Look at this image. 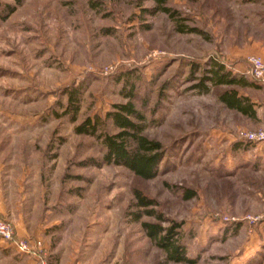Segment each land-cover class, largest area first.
Returning a JSON list of instances; mask_svg holds the SVG:
<instances>
[{"label": "rangeland", "instance_id": "obj_1", "mask_svg": "<svg viewBox=\"0 0 264 264\" xmlns=\"http://www.w3.org/2000/svg\"><path fill=\"white\" fill-rule=\"evenodd\" d=\"M167 1L176 16L145 11L151 0H22L12 13L5 3L15 0H0V152L14 151L19 173L29 166L33 189L63 216L61 237L105 264H264V167H225L222 148L207 146L245 121L219 99L239 86L194 87L214 58L231 70L236 46L264 42V0ZM131 89L144 133L164 147L155 178L102 163V140L75 131ZM104 128L118 130L111 120ZM136 189L156 201L142 220L181 223L195 262L169 260L132 219Z\"/></svg>", "mask_w": 264, "mask_h": 264}, {"label": "crops", "instance_id": "obj_2", "mask_svg": "<svg viewBox=\"0 0 264 264\" xmlns=\"http://www.w3.org/2000/svg\"><path fill=\"white\" fill-rule=\"evenodd\" d=\"M232 52L236 63L231 70L238 76L239 82L229 85L241 88L235 87L239 89V97L250 98L255 114L252 116L246 112L243 113L220 100L226 110L232 111L245 121L242 120L243 122L235 124L233 129L227 131L217 129L218 132L214 137L207 139V146L213 147L214 143L218 148H222L217 150L215 160L222 161L225 167L232 168L239 164L242 168H262L264 167V141L243 142L236 137L235 133L241 125L251 128L264 126V85L252 79L247 60V56L251 54H258L264 58V42L258 40L236 46ZM13 152L12 155L0 152V215L15 224L17 236L42 240L44 250L53 264H105L102 254L87 255V252L79 249L78 242L72 244L67 238L61 237L58 227L59 220H62L63 216L60 215L61 219L59 214L54 216L56 212L44 205L45 195L37 194L33 189L35 183L32 184L28 179L29 166H24L21 173L17 172L16 155ZM0 264H35V258L32 255L20 253L16 246L0 239Z\"/></svg>", "mask_w": 264, "mask_h": 264}, {"label": "trees", "instance_id": "obj_3", "mask_svg": "<svg viewBox=\"0 0 264 264\" xmlns=\"http://www.w3.org/2000/svg\"><path fill=\"white\" fill-rule=\"evenodd\" d=\"M155 1L152 12L161 9L172 16H176L171 7L167 5V0ZM249 1V0H247ZM22 0H15V3H5L7 13H12ZM184 27L180 30L184 31ZM190 31H200L195 27L186 28ZM202 31V30H201ZM195 71L193 67L192 72ZM200 82L194 87H202V90L208 92L211 86L237 84L238 76L230 69H226L225 64L217 58L211 61L209 68H204ZM207 82H211V86ZM239 89L230 87L220 93L219 99L227 106L234 107L243 113L254 116L255 111L249 97H239ZM129 100L126 103H114L113 110L107 112L105 119L100 116H88L84 121L76 126L75 131L80 134H90L98 139L100 138L105 146L106 152L102 158V163L119 164L130 168L136 175L142 178H155L159 173L160 161L164 157V147L160 140L153 139L144 133L146 126V115L144 111L135 104L133 98L136 96L133 89L127 93ZM81 100V91L74 88L69 96V110L73 113L78 112ZM60 115V114H58ZM75 115L73 116V118ZM106 120H111L113 126L118 130L111 133L105 130ZM100 165V162L93 160ZM137 210H131L132 219L141 223L146 234L155 241L156 245L164 249L167 258L172 261L195 262L196 259L188 255V249L181 238V223H175L170 226L163 224L162 214L157 215L159 222L143 221L145 214L155 215V209L152 205L156 204L154 199L142 191L136 189Z\"/></svg>", "mask_w": 264, "mask_h": 264}, {"label": "built area", "instance_id": "obj_4", "mask_svg": "<svg viewBox=\"0 0 264 264\" xmlns=\"http://www.w3.org/2000/svg\"><path fill=\"white\" fill-rule=\"evenodd\" d=\"M248 57L250 62L249 72L252 79L264 85V58L260 55L251 54ZM236 137L243 142L260 143L264 141V127L258 129L238 128ZM253 221L261 219L260 216H249ZM228 221L239 220L236 217L228 218ZM0 239H4L17 247L20 253L32 255L35 264H53L44 250V242L40 239L24 238L17 236L15 224L0 215Z\"/></svg>", "mask_w": 264, "mask_h": 264}]
</instances>
